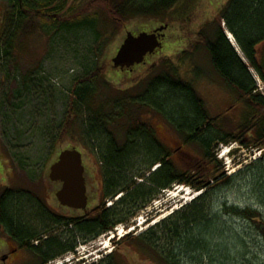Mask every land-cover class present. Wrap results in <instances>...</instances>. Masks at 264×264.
I'll return each mask as SVG.
<instances>
[{"label": "trees", "instance_id": "16d2710c", "mask_svg": "<svg viewBox=\"0 0 264 264\" xmlns=\"http://www.w3.org/2000/svg\"><path fill=\"white\" fill-rule=\"evenodd\" d=\"M9 1L11 5L0 23V67L4 73L6 67L18 71L24 66L20 60L28 55L26 43L33 33L40 32L52 40L59 33L74 34L84 29L92 37L95 57L103 55L107 59L106 52L122 25L168 16L179 0H99L88 10L80 2L69 7L67 0ZM221 23L247 64L227 39ZM205 27L211 38L204 39V45L213 69L248 108L243 121L231 133L221 131L215 124L217 117L209 115L191 82L180 77L167 57L160 60L161 70L127 88L115 87L113 81L104 78L101 63L83 71L71 83L63 120L54 138L80 135L84 145L96 154L102 203L87 213L65 218L55 215L31 191L5 189L0 194V222L6 221L9 230L20 237H38L42 243L31 246L30 252L40 259L39 264L73 253L78 243L86 244L113 231L118 224H127L128 218L161 191L181 185L200 194L143 232L135 234V229L120 238L151 251L159 264H179L176 249H167L169 243L177 239L185 253L199 249L194 232L206 228L212 220L206 214L209 188L232 179L216 158L213 141H232L261 150L260 173H264V97L249 73L252 67L264 86V53L258 52L264 43V0H227L217 18ZM39 70V62L29 65L17 90L24 88L38 98L47 95L49 80L39 76ZM152 113L160 114L175 129L183 146H196L201 157L187 152L185 159L174 160L172 150L144 120L145 114ZM115 196L117 200L106 207L104 200ZM61 226L64 230L55 229ZM120 256L113 248L98 262L84 264H120Z\"/></svg>", "mask_w": 264, "mask_h": 264}, {"label": "rangeland", "instance_id": "374dc122", "mask_svg": "<svg viewBox=\"0 0 264 264\" xmlns=\"http://www.w3.org/2000/svg\"><path fill=\"white\" fill-rule=\"evenodd\" d=\"M98 1L67 0V6L80 2L81 7H87L88 10ZM183 1L186 7L189 6L187 9L178 4L167 12L168 16L163 14L156 18L137 19L122 25L106 52L107 59L103 55L95 57L91 46L92 37L84 29L74 34L59 33L52 40L51 36L40 32L33 33L28 39V55L22 56L20 61L24 66L21 69L15 71L6 67L9 75L5 76L6 73L0 67V194L5 189L27 190L35 193L59 217L83 213L58 204L54 193L61 183L51 181L47 175L49 165L56 160L60 150L77 148L82 153L84 165L87 211L102 203V182L96 154L84 145L80 135L54 138L63 120L73 79L97 63L103 66L104 78L113 81L115 87L127 88L161 70L160 60L167 57L176 65L180 77L191 82L209 115L217 117L215 124L221 131L233 132L245 118L248 108L216 74L204 45V39L211 38L205 25L217 18L218 10L227 0ZM10 5L9 0H0V23L3 12ZM165 20L169 28L160 49L151 56L146 55V61L135 65L130 71L112 69L110 59L126 31L133 34L148 31ZM221 27L227 35L223 23ZM199 33H202V38ZM258 52L264 53V43L259 46ZM239 54L247 64L242 54ZM35 62L40 63L38 75L48 78L50 87L48 94L39 98L35 93L25 92L24 88L17 90L21 86L20 77ZM249 73L264 97V86L258 74L252 67H249ZM135 92L131 90V93ZM145 115L144 120L156 136L172 150L174 160L185 159L187 152L201 157L196 146L182 145V137L160 114ZM211 147L232 179L215 183L209 188L206 214L212 220L206 228L194 232L200 241L199 249L185 253L178 246L177 239L171 240L167 249H176L179 264H264V173H260L261 150L232 141L220 143L216 139ZM229 149L230 153L226 155L225 151ZM154 167L150 168V172ZM184 187L174 185L169 190L161 191L145 208L128 218L127 224H118L114 231L103 233L86 244L78 243L73 253H65L57 261L54 259L47 264L96 263L113 248L121 255L117 257L120 264H159L154 253L136 242L129 243L120 238L140 221L144 224L137 227L135 234L143 232L170 211L200 194ZM118 196L105 199V206H110ZM231 208L234 212H230ZM126 226H130V229H124ZM55 229L64 230L62 226ZM101 242L109 246L107 253V250L100 249ZM27 257L30 258L29 255ZM69 258L72 260L67 261Z\"/></svg>", "mask_w": 264, "mask_h": 264}, {"label": "water", "instance_id": "95a60500", "mask_svg": "<svg viewBox=\"0 0 264 264\" xmlns=\"http://www.w3.org/2000/svg\"><path fill=\"white\" fill-rule=\"evenodd\" d=\"M107 1V0H105ZM167 24L155 27L152 31H140L133 34L126 31L122 42L110 61L114 69L123 70L144 61L147 54H152L161 47L158 32L166 29ZM48 178L61 182L55 197L61 206L75 210H85L88 203L84 178L82 154L76 148L60 150L56 160L49 165ZM194 193V192H193Z\"/></svg>", "mask_w": 264, "mask_h": 264}, {"label": "flooded vegetation", "instance_id": "af4514ba", "mask_svg": "<svg viewBox=\"0 0 264 264\" xmlns=\"http://www.w3.org/2000/svg\"><path fill=\"white\" fill-rule=\"evenodd\" d=\"M178 4H182L184 8L186 7L183 0H179L175 5ZM186 4L189 5L190 3L187 1ZM188 7H186L185 9H187ZM168 28L169 25L167 23L166 29L158 32L159 35L164 34V36L159 37V41L161 42V47L163 46V40L166 37V31L168 30ZM152 30L153 28L148 31H152ZM227 34L231 36L230 33ZM231 38L233 39L232 36ZM156 50L154 52H156ZM146 57L147 56H145L144 62L146 61ZM8 227L9 226L6 221L0 222V264H39L40 259L34 257L33 254L30 252L31 246H37L42 243L40 242V240H38V237H34V238L25 237V236L20 237L16 232L10 231ZM46 237L47 236H44L43 240H45ZM27 255H29L30 258H28Z\"/></svg>", "mask_w": 264, "mask_h": 264}, {"label": "bare ground", "instance_id": "6f19581e", "mask_svg": "<svg viewBox=\"0 0 264 264\" xmlns=\"http://www.w3.org/2000/svg\"><path fill=\"white\" fill-rule=\"evenodd\" d=\"M227 35H228V38H229V39L232 41V43L234 44V42H233L231 36H230L229 34H227ZM235 46H236V45H235ZM235 46H234V47H235ZM226 151H227V150H226ZM226 151H225V153H226ZM225 153H223V154H225ZM184 188H185V187H184ZM186 188H187V187H186ZM187 189L189 190V188H187ZM190 193H191V192H190ZM190 193H189V194H190ZM195 194H198V193H195ZM195 194H194V195H195ZM161 216H162V215H161ZM141 220H142V219H141ZM143 224H144L143 221H140V222H139L135 227H133V228H137V227H139V226H141V225H143ZM127 232H128V231H127ZM127 232H126V233H127ZM100 246H101V248H100L101 250H103V249H104V250H107V249L109 248V246H108L106 243H104V242H103V243L101 242V243H100ZM97 252H98V251H97ZM97 252H95V253H97ZM107 252H108V250L106 251V253H107ZM91 255H93V254H91ZM91 255H90V256H91ZM86 257H88V256H86ZM97 257H98V255L95 256V258H97ZM69 259H70V258H69ZM71 259H72V258H71ZM66 260L69 261L68 259H66Z\"/></svg>", "mask_w": 264, "mask_h": 264}]
</instances>
